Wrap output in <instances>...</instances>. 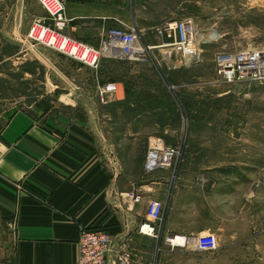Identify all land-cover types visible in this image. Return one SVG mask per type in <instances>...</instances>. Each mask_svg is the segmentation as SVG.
<instances>
[{
	"label": "rangeland",
	"instance_id": "1",
	"mask_svg": "<svg viewBox=\"0 0 264 264\" xmlns=\"http://www.w3.org/2000/svg\"><path fill=\"white\" fill-rule=\"evenodd\" d=\"M92 6L132 15L151 44L162 42L151 33L152 26L192 16L198 34L206 39L200 44L202 60L184 63L170 47H154L148 59L101 56L96 64L87 65L35 37L39 25L53 26L37 0H0V128L10 113L47 96L61 106L70 103L74 117L86 119L92 128L98 126L107 157L129 175L136 177L144 168L150 140L160 138L179 149L177 172L195 176L206 171L211 158H225L229 165L231 158L241 155L245 107L246 112L261 113L255 120L246 118V128L256 129L264 151V82L222 83L215 65L219 52L264 50V0H93ZM90 20L96 22L94 17ZM66 31L61 33L68 35ZM210 33L216 36L209 38ZM70 37L98 45L95 37L90 42ZM107 81H115L119 89L102 103L97 88ZM225 88L230 89L226 95H215ZM167 171L168 176L176 172L171 167ZM263 172L264 165L236 175L263 182ZM250 233L223 239L222 244L217 238L219 247L214 251L162 245L154 248L150 262L264 264V224Z\"/></svg>",
	"mask_w": 264,
	"mask_h": 264
},
{
	"label": "crops",
	"instance_id": "2",
	"mask_svg": "<svg viewBox=\"0 0 264 264\" xmlns=\"http://www.w3.org/2000/svg\"><path fill=\"white\" fill-rule=\"evenodd\" d=\"M92 4L64 0L69 36L98 41L102 27L133 23L130 14L101 12ZM251 100L254 105L255 97ZM71 109L70 103L61 106L39 97L10 113L0 128V260L73 264L80 230L100 228L110 238L104 264H151L165 234L213 232L222 244L249 237L252 228L264 224L263 182L236 175L264 165L260 136L246 128V118L255 120L258 110H242L241 155L229 165L214 157L195 176L177 172L175 162L171 176L167 168L149 172L141 167L133 177L107 157L98 126L74 117ZM150 199L165 203L157 239L137 231ZM124 253L127 263L117 259Z\"/></svg>",
	"mask_w": 264,
	"mask_h": 264
},
{
	"label": "built area",
	"instance_id": "3",
	"mask_svg": "<svg viewBox=\"0 0 264 264\" xmlns=\"http://www.w3.org/2000/svg\"><path fill=\"white\" fill-rule=\"evenodd\" d=\"M48 12L53 26L39 25L32 28L35 37L42 41L44 33L50 36L47 41L57 50L65 53L74 60L87 65H94L101 56L109 58L148 59L154 47H170L184 63H198L202 60L200 44L206 40H197L198 31L192 16L165 20L151 27V33L163 39L162 42L151 44L145 41V32L136 23L126 26L122 22L110 27H102L99 33L98 45L71 38L61 33L67 26L69 18L65 15L63 0H37ZM216 74L227 84L236 82H264V50L260 48H245L236 51L219 52L215 55ZM119 85L115 81H107L97 88L98 98L102 103L108 102L109 95L116 93ZM179 149L165 144L160 138H153L148 144L143 166L146 171L165 169L175 163ZM264 185V172H263ZM139 195L133 199L139 200ZM165 210V203L150 199L146 205V216L137 226L140 234L159 238L160 222ZM162 243L171 249L190 251H214L219 245L213 232L199 235L168 233L163 235ZM78 256L73 264H104L106 253L110 248V238L100 228H83L78 238ZM120 262L127 263L129 254L117 255ZM0 264H12L6 258Z\"/></svg>",
	"mask_w": 264,
	"mask_h": 264
},
{
	"label": "bare ground",
	"instance_id": "4",
	"mask_svg": "<svg viewBox=\"0 0 264 264\" xmlns=\"http://www.w3.org/2000/svg\"><path fill=\"white\" fill-rule=\"evenodd\" d=\"M39 32H40V30L38 31V33L36 34V37H38V34H39ZM49 34L48 33H44V36H43V38L42 39H47L48 40V38H49ZM209 38H213V37H215L216 35H215V33H210L209 35ZM204 35L203 34H198L197 35V40L198 41H200V40H203L204 41ZM47 40H44V41H47ZM206 40V39H205Z\"/></svg>",
	"mask_w": 264,
	"mask_h": 264
}]
</instances>
